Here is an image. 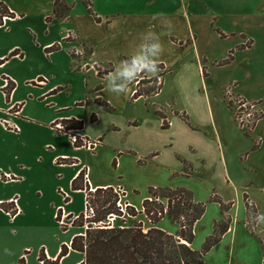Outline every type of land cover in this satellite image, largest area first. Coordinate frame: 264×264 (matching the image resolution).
Wrapping results in <instances>:
<instances>
[{
  "label": "crops",
  "instance_id": "obj_1",
  "mask_svg": "<svg viewBox=\"0 0 264 264\" xmlns=\"http://www.w3.org/2000/svg\"><path fill=\"white\" fill-rule=\"evenodd\" d=\"M62 1L69 11L57 18L53 12L54 0H0L13 14L10 23L22 20L32 10L51 22L52 27L60 26L55 35L46 36L41 45L37 43L36 50L31 45L17 43L4 46V40L0 41V61H3L0 77L5 74L12 80L8 98L0 92V204L4 207L0 208V264H42L38 260L41 250L32 251L29 245L36 233L22 224H57L55 215L61 211L71 216L83 214L84 198L91 197L97 189L121 187L128 195L138 193L136 186L129 185L128 171L137 179L149 176L146 167L154 163L153 175L170 179L199 176L205 181L216 180L221 174L238 180L242 171H248L244 166L239 167V162L245 159L242 154L250 150V142L236 127L229 103L222 95H213L212 120H208L203 108L204 97H196L191 92L196 79L201 78L198 61L206 57L212 48L210 45L229 40L237 32H199L201 20L191 14L192 3L184 1L178 8H170V3L164 0L152 11L143 0L126 1L123 5L126 11L122 13L114 11L115 0ZM168 21L173 24L171 31L164 26ZM145 31L159 35L164 45L159 59L166 71L164 79L175 77L182 99L191 107L188 111L168 114L162 105L148 104L144 97L131 99L132 91L117 96L107 90L109 73L136 51ZM239 33L237 39L231 40L228 53L234 49H237L236 55L252 50L254 41L245 47L248 39L244 31ZM250 36L252 39L253 34ZM17 50L22 52V60L10 57ZM11 60L19 63L12 70L7 68ZM87 99L88 105L84 103ZM102 100L110 105V111L100 106L98 102ZM140 102L145 105L136 108ZM260 108L263 112L254 133L264 134V108ZM187 112L192 118V127L189 120L182 118ZM57 124L64 131H59ZM213 127L216 142L226 150L227 163L224 154L222 163L216 158L210 145L214 140L206 139L202 133L205 128ZM68 130L78 138L99 139L101 145L94 152H87L72 144ZM262 138L261 135L256 138L259 144ZM185 152L195 157L194 161H187L183 157ZM253 153L246 157V164L253 173L258 168L263 174L260 178L264 179V151L261 157H252ZM122 164L123 173L119 171ZM110 166H115L118 173L113 179L108 177ZM150 188L182 189L197 203L202 201L196 199L189 187L164 183ZM213 194L211 191L209 199L216 196ZM228 198L226 202L233 200L231 195ZM12 200H16V208ZM205 213L204 210L197 223ZM238 225L227 226L216 245ZM73 236L57 243L53 249L45 245V264L56 259L61 245L69 247ZM42 245L39 243L37 249ZM25 252L28 254L24 255ZM81 256L69 250L58 264H65L71 258L72 264H79Z\"/></svg>",
  "mask_w": 264,
  "mask_h": 264
},
{
  "label": "rangeland",
  "instance_id": "obj_2",
  "mask_svg": "<svg viewBox=\"0 0 264 264\" xmlns=\"http://www.w3.org/2000/svg\"><path fill=\"white\" fill-rule=\"evenodd\" d=\"M126 1L127 3H136L140 0H115L116 6L114 11L116 13L126 11L123 7ZM163 1L164 0H143L144 4L147 5V9L150 11ZM167 1L170 3H167L170 8L180 7L181 4H183V1L186 3H192L190 10L191 14H195L197 20H201L198 30L199 32L204 33L207 31L208 33H217L223 31L222 33L224 34L237 32L235 34L236 36L229 38V40H218L215 42L214 46L210 45L212 48L205 55L206 57L198 61L201 78L196 79L195 84L191 88V92L194 93L196 97H204L203 108L208 120L211 118V109L214 107L213 95L218 96V94H220L229 103L236 127L250 142V150L245 154H242L245 159L242 158V162H239V167L242 168L244 166L248 171H242L238 180L226 178L221 174L218 178H215L216 180L213 179L211 181H205V179L200 178L199 176L170 179L166 176L162 177L160 175H153L151 173L152 169L156 170L154 168V163H151L146 167L149 176L137 179L131 171H128V180L132 182H129V185L136 186L138 193L127 194L125 197L121 198V207L125 209V204L130 207L125 209L126 215H122L120 218L115 219L114 224H150L143 213H141V207H145L144 201L151 199L152 202H156L147 205L151 211L159 210L160 208L164 209L167 202L166 197L171 195L169 192H165L164 189L152 188V190H149L148 188L152 187L154 184L162 185L166 183L167 185L171 184L189 187V189H192L191 191L194 193L196 199L202 200L200 204L206 211V215L203 216L200 223L196 222L194 223L195 225H193L194 248L199 249L203 246L202 244L205 241L210 242L218 238L220 232L225 227L239 224L234 228L232 234L227 235L219 245L214 246L209 253L205 255L204 264H261V258L263 257L264 252V222L258 221L256 217L264 214V192L262 191V189H264V179L260 178L263 174H261V171L258 168L256 173L250 171L246 164V157L251 156L253 152L252 157L255 155L261 157L264 151V134L254 133V126L258 119L261 118V112H263L260 107L264 108V0ZM35 13L36 12L32 10H28L22 20L13 23H10L11 20H9L7 22L6 30L0 29V41L1 39L4 40V46L17 43L19 45H31L33 46V49L36 50L35 46L37 43L38 45H41L46 36L52 37L55 35L56 30H60V26L55 25V27H52L50 25L51 22L43 20L42 16ZM208 21H210V25ZM253 22H255V26L251 25ZM240 31H244V37L248 39L246 40L245 47H250L254 41L252 50H245L244 53H239L238 55L235 54L237 49L231 51L232 53H228L227 48L229 47L231 40L237 39L240 36H238ZM250 34H253L252 39L250 38ZM33 38H36V41H34ZM241 58H244L243 62L241 61ZM17 64H19L18 61L11 60L9 61L7 68L12 70ZM159 72L160 71L158 70L157 73ZM149 76L152 75L142 73L137 77L134 83H131L128 86L130 88L128 90L130 92L138 90L136 81L141 77L149 78ZM154 84L155 83H149L143 85L140 90H146ZM179 87L180 86L175 82V77L167 76L164 79L163 76L161 86L159 87L160 90L156 94L145 98V100L148 99V104L157 103L162 105L168 114L170 112H173L172 114H174V111L179 110L188 111L191 107L188 102V105L186 106V100L182 99V93L178 90ZM241 99L248 103L246 108L249 111L254 110L253 115L255 116V121L252 128H248L247 126L240 128L239 124L234 119V109L231 107H235V102L237 103ZM104 102L105 101L102 100L98 103L102 106ZM84 103L88 105L90 103L89 99L85 100ZM144 103L145 102H140L135 106L136 108H140L142 104L145 105ZM72 107L75 108V106ZM172 114L170 115L171 117L173 116ZM188 115L189 113L187 112L182 118L186 121L189 120L192 127V118ZM249 120L252 121L251 118H249ZM202 133L205 134L206 139L210 138L214 140L210 145L211 148L214 149L213 154L216 158H219L220 160L223 158L224 154L227 163L228 156L226 155V150L222 148V144L216 142V132L214 127L210 130L205 128V130H202ZM259 135L263 137L261 144H259L258 139H256ZM183 157L187 161H194L195 158L188 155L186 152ZM249 159L251 158L249 157ZM121 160L123 163L124 157ZM247 161L249 160L247 159ZM116 170L115 166H110L107 170L108 177L112 179L115 178L118 174ZM119 171L123 173V164ZM211 191L214 192L213 196L216 195L217 197L214 196L212 199H209ZM107 195L110 202H112L111 196H109V194ZM230 195L233 197V200L226 202ZM190 196L192 202L196 205L197 201L193 200L191 194ZM95 197L91 198L97 199ZM154 197H157L158 199L153 200ZM103 199L100 197V200ZM182 202L183 205L180 207V210H182L181 214H173L171 217H168V209H166V212L162 214L156 224L172 233L179 230L177 224L188 225L194 212L191 213L189 211V206H187L185 197H183ZM94 204L96 205V209L98 208V210H100V204L98 202H95ZM200 204L196 206L200 207ZM105 208H107V205ZM127 213L129 215H127ZM175 217H178V221L173 219ZM83 221L85 222L84 219ZM22 225H26L29 230L35 231L36 233V238L34 240H29L30 250L32 251H46V246L53 249L57 243H60L64 239L81 231L79 228L73 227L71 224ZM61 226H65L66 230L63 231ZM22 231H25V229H22ZM39 243H43V245L37 249ZM27 254V252L24 253V255ZM43 254L45 256L44 252ZM82 257L83 256H81V258ZM65 264H72V258L67 260Z\"/></svg>",
  "mask_w": 264,
  "mask_h": 264
},
{
  "label": "trees",
  "instance_id": "obj_3",
  "mask_svg": "<svg viewBox=\"0 0 264 264\" xmlns=\"http://www.w3.org/2000/svg\"><path fill=\"white\" fill-rule=\"evenodd\" d=\"M69 11V8L63 3L62 0H54V14L57 18L64 17ZM7 15L13 18V14L8 11L5 5L0 3V18ZM148 48L145 49V56H147ZM232 53V52H230ZM15 55V51L10 53V57ZM128 59V58H124ZM3 61H0V64ZM158 70L160 71L154 76H149L148 79L141 78L136 81L138 90L131 96V99L138 97H150L156 94L160 89L162 77L165 74L163 65L159 64ZM159 77V82L158 78ZM135 82V81H134ZM132 82V83H134ZM149 83H155L148 87L146 90H140L141 86ZM8 98V95H6ZM101 106V105H100ZM103 108L110 111L111 108L108 104L103 103ZM94 120V118H91ZM152 190V188H150ZM149 189V190H150ZM171 195L166 197V209H168V217L173 214L179 215L183 205L182 199L185 197L189 211L194 214L189 220V224H177L179 230L173 233H168L162 230L158 224L159 218L163 214L162 208L159 210L151 211L147 205L156 203L155 201L149 202L145 200L144 215L150 220V224H110L108 223V215L121 216V212L116 207L117 197L113 193V188L107 187L97 189L93 192L91 198L87 196L93 214L90 218L83 221V215H78V218L71 224L73 227L79 228L81 231L75 234L69 247L61 245L58 256L50 264H58L59 260L64 257L69 250L76 251L82 254V260L79 264H204L205 254L218 243L219 238L206 242L199 250L192 247L194 239L192 227L194 223L200 219L204 213V207L196 206L192 202L190 194L182 189L172 191L164 189ZM111 196L112 202L108 198ZM182 194V196H181ZM105 195V196H104ZM102 197L103 200H100ZM94 199V201H93ZM158 199L154 197L153 200ZM97 200V201H96ZM95 202L100 204V210L96 209ZM107 205V208L105 206ZM3 209V204H0ZM60 214V212H58ZM160 214V215H158ZM258 217V216H257ZM71 218V216H68ZM178 221V217L173 218ZM63 231L66 230L65 226H61ZM225 227L220 235L225 233ZM38 260L42 264L46 263L43 250L40 251ZM22 263L23 260L21 259ZM264 264V252H263Z\"/></svg>",
  "mask_w": 264,
  "mask_h": 264
},
{
  "label": "built area",
  "instance_id": "obj_4",
  "mask_svg": "<svg viewBox=\"0 0 264 264\" xmlns=\"http://www.w3.org/2000/svg\"><path fill=\"white\" fill-rule=\"evenodd\" d=\"M11 20V18H9L7 15H3L0 18V29H4L6 30V26H7V22ZM16 58L22 60L23 59V54L22 52H20L19 50H17L15 52L14 55ZM158 80L159 77L157 78ZM0 92L3 96L6 97V95H10L12 93V80L10 79V77L8 75L3 74L0 77ZM136 90H133L131 93L132 95L135 93ZM248 106V103L245 102L243 99H241L240 101H238L237 103L235 102V107H232L234 109V119L235 121L239 124L240 128H244L245 126H247L248 128L251 127L254 123V118L255 116L253 115L254 110L249 111L246 107ZM249 118H251L252 121L249 120ZM55 127L59 130V131H64V128L60 125L57 124L55 125ZM14 130V128H11ZM67 134H70L69 136V140L72 142V144L76 145L77 147L79 146V148L86 150L87 152H94L95 149L101 145V142L99 139H95V140H87L85 138H78L72 131L68 130ZM85 179H87V176H84ZM113 193L114 195H116L117 200H116V206L118 207L119 211L121 212V216L126 215L125 209L127 207H130L128 205H124L123 209L121 207V198L125 197L127 195V192L122 189L121 187H117V188H113ZM149 201H151V199H148ZM157 200V199H156ZM16 200H12V204L14 206V208H16L15 205ZM84 206H85V210L83 212V219L86 221V219L90 218L93 214V210L90 207L88 198L85 197L84 198ZM141 213H143L144 215V207H141ZM166 212V206L163 210V213ZM127 215H129L127 213ZM160 215V214H158ZM69 214H65L64 211H61L60 214H56V220L58 221L57 223L59 225L61 224H72L74 220H76L78 218L77 216H71V218H68ZM121 216H114V215H108L107 219H108V223L110 224H114L115 219L120 218ZM145 216V215H144ZM68 218V220H67ZM145 218L147 219V217L145 216ZM148 222H150L149 219H147ZM142 224V223H141ZM70 226V225H69ZM44 252V250H43ZM45 253V252H44ZM23 259H25V256H23Z\"/></svg>",
  "mask_w": 264,
  "mask_h": 264
},
{
  "label": "clouds",
  "instance_id": "obj_5",
  "mask_svg": "<svg viewBox=\"0 0 264 264\" xmlns=\"http://www.w3.org/2000/svg\"><path fill=\"white\" fill-rule=\"evenodd\" d=\"M165 27L172 30L173 24L168 21ZM140 44L136 51L125 60L120 61L115 70L109 73L106 81V88L109 92L119 96L128 91V86L134 82L142 73L156 75L159 68V59L164 52L159 35L154 31H145L140 36ZM150 49V55H143V49ZM260 222H264V214L256 217Z\"/></svg>",
  "mask_w": 264,
  "mask_h": 264
}]
</instances>
